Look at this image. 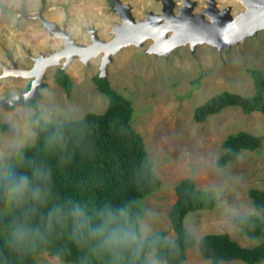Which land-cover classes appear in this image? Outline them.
<instances>
[{"label":"rangeland","instance_id":"rangeland-1","mask_svg":"<svg viewBox=\"0 0 264 264\" xmlns=\"http://www.w3.org/2000/svg\"><path fill=\"white\" fill-rule=\"evenodd\" d=\"M10 10L0 7V63L30 67L35 56L47 54L63 45L64 39L51 31L39 18L64 25L75 40L90 44V28H96L102 39H110L113 29L122 23L111 0H1ZM130 5L136 19L149 10L162 13L163 0H121ZM192 11L208 7L207 0H193ZM183 0H174V12ZM216 7H230V12L246 9L244 0H215ZM208 18V15L205 14ZM172 33V32H171ZM156 40L147 37L141 45H123L107 63L105 77L110 84L129 97L133 105L132 126L142 135L154 172L162 179L155 191L138 199L142 236L157 230L166 231L172 238L168 211L176 198L175 183L192 176L196 186L214 199L209 209L191 210L185 216L186 227L195 237L205 232L227 231L242 245L252 246L262 237L251 238L241 233L233 222L235 214L256 212L248 188H264V140L257 148L242 149L222 166L215 163L224 151L222 140L226 134L246 130L264 135V111H243L228 105L203 121L193 118V108L213 93L222 90L243 94L254 92L249 68L264 70V27L247 35L231 46L217 47L201 42L193 48L190 42L175 46L167 53L150 51ZM106 48H100L88 62L82 54H75L63 66L65 55L58 63H47L45 77L38 85L37 99L41 116L47 121L62 122L78 118L86 111L102 112L107 96L98 90L93 79L100 72V61ZM152 49V48H151ZM161 52V50L159 49ZM80 52V51H79ZM61 67L72 80L69 94L55 81L54 71ZM37 70L24 75L4 74L0 65V121L7 127L0 130V156L15 153L32 143L36 132L29 116L35 108L15 101H4L9 89L29 87ZM38 97V96H37ZM40 264H74L42 251L34 255ZM158 264H167L158 260ZM181 264H214L203 257L197 246L186 250ZM217 264H250L242 259L221 260ZM252 264H264V260Z\"/></svg>","mask_w":264,"mask_h":264},{"label":"trees","instance_id":"trees-1","mask_svg":"<svg viewBox=\"0 0 264 264\" xmlns=\"http://www.w3.org/2000/svg\"><path fill=\"white\" fill-rule=\"evenodd\" d=\"M0 7L10 10L1 0ZM249 72L252 94L213 93L193 108V118L203 121L228 105L264 111V70L251 67ZM54 79L71 92V77L61 67L55 69ZM93 79L108 98L102 112L86 111L53 122L40 114L41 94L15 101L35 108L29 119L37 136L15 153L0 156V264H40L34 255L42 251L74 264H150L147 249L133 252L109 239L114 230L136 233L153 244L156 258L167 264H181L194 245L214 264L236 258L250 264L264 260V188H248L256 212L233 216L241 233L262 237L252 246L240 244L227 231L195 237L186 227L189 211L214 205L190 175L174 185L176 198L168 211L174 236L167 237L163 229L142 236L138 199L158 189L162 179L152 168L142 135L131 124V99L108 78L97 73ZM6 127L0 121V130ZM262 140L264 135L246 130L226 134L216 165L234 159L242 149L257 148ZM20 177H27V184L18 185Z\"/></svg>","mask_w":264,"mask_h":264},{"label":"water","instance_id":"water-1","mask_svg":"<svg viewBox=\"0 0 264 264\" xmlns=\"http://www.w3.org/2000/svg\"><path fill=\"white\" fill-rule=\"evenodd\" d=\"M116 11L120 13L122 23H118L115 29L116 33L108 40L100 39L96 28H90V42L84 44L77 42L73 35L68 32L64 25L60 26L55 21L46 19L38 15L41 21L56 35L64 37L63 45L55 50H49L47 54L35 56V61L30 67H20L17 65H8L1 62L4 74H28L32 70H37L36 76L30 81L29 87L10 88L9 96L4 101L11 105L20 98L37 97L39 94L38 85L45 77L47 63H58V57L65 55L62 63L65 66L72 57L81 49L87 48L88 53H96L99 48V42L108 45L105 54L100 61L99 75L105 77L107 63L112 59V54L120 49L124 44L135 42L139 45L149 32H152L157 40V44L162 47L167 44L166 48H161L164 53L169 52L180 42L190 40V47H194L197 42L205 41L219 48L231 46L239 40H243L247 35L255 33L258 29L264 27V0H244L247 9L241 10L233 16L230 7H223L220 11L215 6V0H207L208 7L202 11L194 12L192 8L195 4L193 0H184L185 6H180L179 11L174 12V0H163L161 7L162 13L147 11L143 18L136 20L130 10V5L121 0H111ZM208 15V18L205 16ZM166 17V22H162V17ZM137 21V22H136ZM173 29L170 38L166 36L167 32ZM95 42V43H94ZM94 44V45H93ZM83 61L88 62V56L83 57ZM3 101H0V104Z\"/></svg>","mask_w":264,"mask_h":264},{"label":"clouds","instance_id":"clouds-1","mask_svg":"<svg viewBox=\"0 0 264 264\" xmlns=\"http://www.w3.org/2000/svg\"><path fill=\"white\" fill-rule=\"evenodd\" d=\"M4 167L10 170V174H14L11 172V165L5 163ZM27 177H20L18 180V185L27 184ZM109 239L114 240L117 244L123 243V246L133 252H144L147 249V255L149 257L155 256V246L150 243H145L140 240V237L136 233L123 232L119 233L117 231H113L110 235ZM150 264H158L156 259H152Z\"/></svg>","mask_w":264,"mask_h":264},{"label":"bare ground","instance_id":"bare-ground-1","mask_svg":"<svg viewBox=\"0 0 264 264\" xmlns=\"http://www.w3.org/2000/svg\"><path fill=\"white\" fill-rule=\"evenodd\" d=\"M184 1V0H183ZM244 3H245V7H246V9H247V4H246V2L244 1ZM216 6V5H215ZM217 10L218 11H220L218 8H217ZM233 16H235V15H233ZM137 20V19H136ZM162 22H166V17H165V15H164V17H162ZM137 22V21H136ZM115 29H116V27L113 29V31L116 33V31H115ZM171 32L173 33L174 32V30L173 29H170L168 32H167V34H166V36L168 37V40H169V38H170V34H171ZM97 34H98V32H97ZM58 35V34H57ZM59 37H62L63 39H64V37L62 36V35H58ZM153 37L155 40H156V38H155V36L153 35V33L152 32H149L148 33V35H146L145 36V38L143 39V42H144V40L147 38V37ZM98 37H99V35H98ZM101 39V38H100ZM156 43H154V44H152L151 46H150V51H156V52H158V53H164L163 51H159V49L161 50V48H166L167 47V44H165L163 47L161 46V45H159V43H158V45H156L157 44V40L155 41ZM190 42V40L189 39H186V41L183 43V42H180V43H177L175 46H178V45H182V44H186V43H189ZM201 42H205V41H200V42H197V43H201ZM95 43V42H94ZM130 43H134V44H137V43H135V42H130ZM130 43H127V44H130ZM196 43V44H197ZM207 43V42H206ZM90 44H92V42L90 43ZM99 44V48H97V52L94 54L93 52L92 53H89L87 56H88V58L90 57V56H96L98 53H99V50H100V48H106V47H108L109 48V46L107 45H103L101 42H99L98 43ZM127 44H124V45H127ZM94 45V44H93ZM139 45V44H138ZM174 46V47H175ZM173 47V48H174ZM152 48V49H151ZM172 48V49H173ZM86 50H88L87 48H84V49H81L80 50V52H77L76 54H82L83 52H85ZM118 52V51H117ZM166 53V52H165ZM105 54V53H104ZM43 55H45V54H43ZM64 55V54H63ZM63 55H60V57H62ZM35 58V57H34ZM59 58V57H58ZM55 64L56 62H51V64ZM19 75H21V74H19ZM22 75H24V74H22Z\"/></svg>","mask_w":264,"mask_h":264}]
</instances>
